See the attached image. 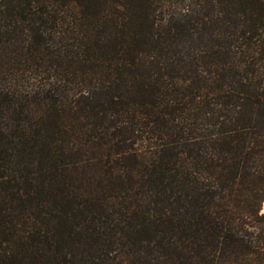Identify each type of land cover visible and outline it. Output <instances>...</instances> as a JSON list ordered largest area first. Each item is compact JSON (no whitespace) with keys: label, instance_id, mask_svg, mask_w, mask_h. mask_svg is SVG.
Wrapping results in <instances>:
<instances>
[{"label":"trees","instance_id":"16d2710c","mask_svg":"<svg viewBox=\"0 0 264 264\" xmlns=\"http://www.w3.org/2000/svg\"><path fill=\"white\" fill-rule=\"evenodd\" d=\"M264 0H0V264H264Z\"/></svg>","mask_w":264,"mask_h":264},{"label":"water","instance_id":"95a60500","mask_svg":"<svg viewBox=\"0 0 264 264\" xmlns=\"http://www.w3.org/2000/svg\"><path fill=\"white\" fill-rule=\"evenodd\" d=\"M261 211H264V199L261 201Z\"/></svg>","mask_w":264,"mask_h":264}]
</instances>
